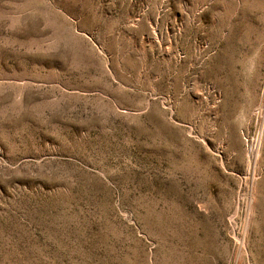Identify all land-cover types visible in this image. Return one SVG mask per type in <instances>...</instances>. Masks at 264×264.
<instances>
[{
	"label": "rangeland",
	"instance_id": "rangeland-1",
	"mask_svg": "<svg viewBox=\"0 0 264 264\" xmlns=\"http://www.w3.org/2000/svg\"><path fill=\"white\" fill-rule=\"evenodd\" d=\"M0 264H264V0H0Z\"/></svg>",
	"mask_w": 264,
	"mask_h": 264
}]
</instances>
